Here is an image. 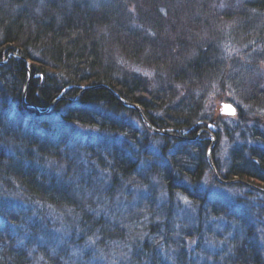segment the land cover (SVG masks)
Returning a JSON list of instances; mask_svg holds the SVG:
<instances>
[{
    "label": "trees",
    "instance_id": "1",
    "mask_svg": "<svg viewBox=\"0 0 264 264\" xmlns=\"http://www.w3.org/2000/svg\"><path fill=\"white\" fill-rule=\"evenodd\" d=\"M261 63L264 0H0V264H117L126 257L130 264H198L205 252L188 246L203 240L191 232L175 236L176 263L168 259L172 225L160 224H172L174 209L165 214L167 201L146 216L140 205L152 176L169 200L183 194L197 206L191 230L211 215L240 226L227 254L211 259L206 250L202 264H264L263 191L250 187L259 200L250 209L253 226L250 213L245 219L224 203L212 209L208 191L198 196L194 185L181 184L198 185L207 173L218 183L207 160L214 136L211 158L221 179L264 189ZM98 85L139 104L157 130L182 138L156 135L108 90L83 91ZM211 97L233 104L235 117L216 106L209 114ZM56 99L44 117L25 105L44 111ZM120 115L137 118L141 129ZM201 130L210 132L197 136ZM117 192L122 203L134 194L140 200L139 217L125 228L115 223L126 216L110 210Z\"/></svg>",
    "mask_w": 264,
    "mask_h": 264
},
{
    "label": "rangeland",
    "instance_id": "2",
    "mask_svg": "<svg viewBox=\"0 0 264 264\" xmlns=\"http://www.w3.org/2000/svg\"><path fill=\"white\" fill-rule=\"evenodd\" d=\"M260 66H261V69L264 71V63H261ZM23 95H24V93H23ZM223 102H228V100L215 101V99L213 97H211L209 100H207L208 104L206 105V110L210 114L211 110H213L214 106H216V108L219 112L220 105ZM26 107L32 109V107H30V106L26 105ZM42 116L44 117L45 115H42ZM29 118L32 121V123L28 122L29 125H34V127L37 129L38 127H36V126H38V125H37V123H35V122H37V120H35V118L33 116L29 117ZM120 118L124 121L131 122L134 125V127L141 129V124L137 118L130 117L128 115H120ZM221 129H222V127H221ZM76 133L77 134L79 133L81 136H87V137L90 136L92 138H94L96 136L95 132H92V133L88 132V135H87V134L81 133L78 129H76ZM200 134H201V131H199L197 136H199ZM157 135H159V134H157ZM175 137L176 138H182L180 136H175ZM105 138H107V137H105ZM105 138L103 139V141H106ZM157 141H154L155 143L151 142V145L153 146V149H154L153 152H155V149L157 150V147H155V145H157V143H158ZM221 146H222V150H224L226 148L227 142L225 141V139H222V145ZM262 147L264 148V145ZM151 149L152 148H149V150H151ZM152 150L150 151V153H152ZM220 154L224 155L225 151H221ZM72 158H74V157L72 156ZM218 159H221V156L218 157ZM152 162L153 161H151L149 164H151ZM215 171H216V169H215ZM216 173H217V171H216ZM212 174H213V177L216 178L215 173L213 172ZM150 179H151L150 187L145 189L143 191L142 195L139 197L142 201L140 203V205L143 204L144 207H146L145 208L146 216L150 214L147 212L149 209L152 212H156V210L161 209L167 201L170 204H166L164 206L165 214H166L165 208L170 207L171 210L174 209L173 210V217L175 216V218L173 219L172 224L168 220L170 218H163V222L160 224V225H164V221H166V222H169L168 227L166 225L167 228H169V226L172 225L170 230L166 233V234L170 235V237H172V239L168 241L167 247H165L166 250L168 251V259L170 261L175 262V257L178 253L177 252L178 248L171 241H173V240L179 241V240H177V237L175 238V236L180 235V233H183L184 235H188V233L191 232L193 234H196L195 235L196 237L202 238L203 241L198 240L197 238L193 239L192 244L188 246L189 247L188 250H192V248H194V247H196V245L200 244L199 248L201 249V251H204L205 253H202L200 256L199 255H196V256H197V258L198 257H202V258L205 257V260H207L206 258L209 255L207 253H209V252H212L209 255L211 257V259L213 258L212 256H214V255H219L220 257H218V258L223 257L229 251V249H228L229 245L227 244V241L235 240V237L236 238L241 237L240 226H238V223H236L234 221L233 222L232 221L226 222L225 219H220V217L218 219H215L212 217V215L210 216V218L208 220L209 222L204 224L201 230L196 231L195 228L191 230V228H190L191 226L187 225V224L190 222H194L196 220L197 206L192 201H190L186 195H183V194H178L177 196H175L174 200H169L168 196L166 195L165 188H164L163 184L161 183L160 179L157 176H152ZM94 184H96L97 186L99 185V178L98 177L94 178ZM181 184L184 186H187L188 190H190L191 188H193L195 186L196 192H193V193H196V195H198V196L201 194H204L205 191H208L209 195L206 198L205 203L209 202L211 204L212 209H217V208L222 209L223 208L222 204L224 203L227 205V207L231 206L232 208L237 209V211L240 212V214H241L239 216L243 217V218L248 217V215L251 211L250 210L251 207L253 205H258L256 202L259 201L258 198H254L250 195V193H252V191H250V189H251L250 187H253V186L248 187L245 185V187H240V186L231 187L230 184H228V185L227 184H221V183L217 184L216 182H214L212 177L209 178L208 173L205 175L204 180L201 181L200 184H198V185L197 184H190L187 181H184V183L181 182ZM252 184L253 183H250V185H252ZM192 185H194V186H192ZM81 193L82 192H80V194ZM118 193L119 192L115 193V195L113 196L112 201H114L115 204H113V206H111L110 210L113 212L112 215H114L117 219H119V215H121V219H122V217L126 216L127 221L125 219L124 220L122 219V220H120L119 223H115V226L119 225L120 227L125 228L128 226V224L130 225L129 220H134V219H136V217L137 218L139 217L137 204L140 200H138L139 198H138L137 194H134L137 198L133 199L130 197L129 200H125L124 201L125 203H122V201H123L122 199H120L118 197L121 200L120 201L119 199L116 198ZM142 197H144V199H142ZM145 197H146V200H145ZM21 200L22 199L20 197H18L16 199V201L23 202ZM153 200H154V202H152ZM196 202L200 204L201 200H197ZM201 203L204 204L202 206L201 210L207 211L205 203L203 201ZM27 205L31 206L29 204H27ZM21 206H22L21 209L25 211L26 205L21 204ZM127 215L129 217H127ZM250 215H251V218L249 220L251 221V223H253L252 225L255 226V224H256L255 223L256 222L255 221V215H253L251 213H250ZM164 217H167V216L164 215ZM245 219H247V218H245ZM196 225H197V223H195L193 226H196ZM162 228H164V226H162ZM162 228H160L159 231L162 230ZM217 235H222L224 241H220L218 246H213V244H211V243H213V241L210 239H207V238H209L211 236H217ZM151 239H153V237H151ZM207 244L211 245V247H209L210 249L208 248ZM220 247L222 248V252L220 250L221 249ZM86 249H89V248L86 247ZM90 250L92 251L91 248H90ZM94 250H96V249H94ZM206 250L209 252H206ZM97 251H99V250H97ZM93 252H94V254H99V257L102 258L100 256V253L95 252V251H93ZM160 255L164 256L163 252H161ZM202 258H200V260L198 261V264L203 263ZM103 260H104V258H103ZM117 264H130V262H129V259H127V257H126L124 260L121 259Z\"/></svg>",
    "mask_w": 264,
    "mask_h": 264
},
{
    "label": "water",
    "instance_id": "3",
    "mask_svg": "<svg viewBox=\"0 0 264 264\" xmlns=\"http://www.w3.org/2000/svg\"><path fill=\"white\" fill-rule=\"evenodd\" d=\"M87 89H91V88H84L83 91L87 90ZM108 91L111 92L112 96L117 99L120 103H122L126 108H130V109H133L135 111L138 112L141 120L143 122H145L148 127L156 134H159L161 136H172V137H175V135H172V134H169V133H165V132H162V131H159L157 130L155 127H153L152 125L149 124V122L147 121V119L145 118L144 114L142 113L141 109L139 106H136L132 103H129L125 100H123L122 98H120L115 92L111 91L110 89L107 88ZM25 92H26V88L24 89V96H25ZM61 99V98H60ZM221 110H222V114H225L227 116H234L236 114V110L232 107V105L230 103H226V104H222L221 106ZM208 129L209 130H212L214 131L215 130V127L212 126V125H208ZM207 131V130H205ZM208 133L210 131H207ZM185 134V133H184ZM211 146H210V149L208 151V162H209V165L212 166V162H211V152H212V149H213V146H214V141H215V138L214 136H211ZM187 141H194L195 139H186ZM212 170L214 171L215 175H216V178L219 179L216 171L214 168H212ZM227 183V182H226ZM264 192V190H262Z\"/></svg>",
    "mask_w": 264,
    "mask_h": 264
},
{
    "label": "bare ground",
    "instance_id": "4",
    "mask_svg": "<svg viewBox=\"0 0 264 264\" xmlns=\"http://www.w3.org/2000/svg\"><path fill=\"white\" fill-rule=\"evenodd\" d=\"M28 81H30V75H29V79H28ZM28 81H27V84H28ZM85 88H91V89H97V88H103V89H105V90H107V87L106 86H104V85H98V86H90V87H85ZM91 89H87V90H91ZM87 90H85V91H87ZM23 100H25V96L23 95ZM58 100L59 99H56V100H54L52 103H51V106L50 107H48L46 110H44V111H41V109H40V107H37V106H31V105H28V104H25V105H27V106H30V107H32V109H31V111H32V114L33 115H36V116H42V115H48V114H50V112H51V110H52V106H54L57 102H58ZM132 104H134V105H136V106H139V104H137V103H132ZM232 105V107L236 110V107L233 105V104H231ZM140 107V106H139ZM130 109V108H129ZM140 109H141V107H140ZM133 110V109H132ZM141 111H142V109H141ZM137 112V111H136ZM138 113V112H137ZM207 160H208V153H207ZM211 162H212V158H211ZM209 163V162H208ZM213 163V162H212ZM210 168H214V164H212V166H210ZM217 175H218V177H219V179L218 178H214L215 180H217L218 181V183L217 184H219V183H221V184H231V182H227V181H223L222 179H221V177H220V175L217 173ZM227 182V183H226ZM245 185H247V186H253V187H257V186H255V185H250V183L249 182H243Z\"/></svg>",
    "mask_w": 264,
    "mask_h": 264
}]
</instances>
